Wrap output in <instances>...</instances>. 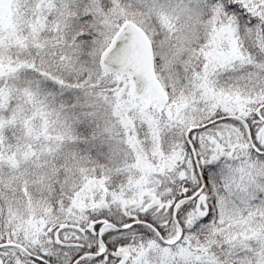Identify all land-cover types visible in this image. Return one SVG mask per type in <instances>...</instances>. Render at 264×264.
Here are the masks:
<instances>
[{"label":"snow or ice","instance_id":"1","mask_svg":"<svg viewBox=\"0 0 264 264\" xmlns=\"http://www.w3.org/2000/svg\"><path fill=\"white\" fill-rule=\"evenodd\" d=\"M0 264H264V0H0Z\"/></svg>","mask_w":264,"mask_h":264}]
</instances>
